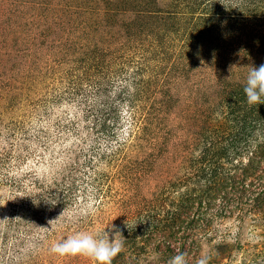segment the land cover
Wrapping results in <instances>:
<instances>
[{
  "label": "rangeland",
  "instance_id": "374dc122",
  "mask_svg": "<svg viewBox=\"0 0 264 264\" xmlns=\"http://www.w3.org/2000/svg\"><path fill=\"white\" fill-rule=\"evenodd\" d=\"M246 1L0 0V264H94L51 248L111 223L124 240L112 264H170L180 253L189 264L264 261V215L237 208L250 189L264 192L256 140L219 169L220 178L240 177L260 162L243 187L225 189L219 179L182 217L198 229L147 225L196 177L203 132L220 138L234 126H264V104L249 108L242 90L251 68L264 64V25L245 15ZM174 11L197 27L200 53L179 57L174 31L159 42ZM105 103L112 109L104 113ZM43 186L34 215L26 190ZM224 201L230 214L210 219ZM167 237L174 253L165 258Z\"/></svg>",
  "mask_w": 264,
  "mask_h": 264
},
{
  "label": "trees",
  "instance_id": "16d2710c",
  "mask_svg": "<svg viewBox=\"0 0 264 264\" xmlns=\"http://www.w3.org/2000/svg\"><path fill=\"white\" fill-rule=\"evenodd\" d=\"M174 3L175 2L170 1L169 7H173ZM244 6L245 7H243V9L247 12V13H245V15H251V18L254 22L253 25H264V0H248V2L246 1V3H244ZM167 11L170 13V15H173L172 10L167 9ZM177 14L178 13L174 11V15L176 16L177 20L174 22L172 21L171 28L167 27L166 31L161 30L159 32V34H158V36L160 35L159 42L163 43L164 41H168V40L170 41L172 39L171 33L174 31V32H176V34L178 33L177 35L180 36L182 41H183L182 42L183 43V45H182L183 49L180 50L179 57H181L182 59L185 55H189L192 57L193 54L200 53L199 50H197V52L196 51L193 52V49H194L193 46L194 45H192V44H195L197 42L198 37H199V36L195 35V31L197 32V30H196L197 27L194 26L193 24H190L191 18L189 21L183 20L182 17H177ZM170 15L167 14L168 18H171ZM206 19L208 20V17ZM184 21H186L188 23V25L186 24L185 26H182V23H184ZM208 22H209V20H208ZM181 29L183 31L179 35V32ZM199 34H200V32L198 30V35ZM144 36L148 41H150V42L152 41L148 35L144 34ZM142 39L144 41V38H142ZM150 44H152V42ZM152 47H153V44H152ZM163 50H166V49H163ZM243 80L246 81L245 79H243ZM110 86H112V84ZM100 87L102 88L100 90L104 91L105 93H107L108 91L111 90V89H107L105 87L104 82H102V86H101V84L99 85V88ZM107 97H108V95H107ZM128 100L135 102L136 100H139V98H137V97L135 98L133 92H129ZM130 101H128V102L132 103ZM106 103H105L104 107L103 106L98 107L104 113L108 112V110L112 109L111 105H108ZM96 105L99 106L100 104L97 103ZM257 106H259V105H257ZM249 108H255V107H252V105H251ZM132 117L134 119L135 116L133 115ZM259 127H260L261 131L257 135L256 131L258 130ZM227 132L228 133L225 136L220 137V138L218 137L216 131L213 133H212V130L210 133L209 132H203L204 136H202V139L200 140L201 146L203 148H202L201 154H199L200 156L198 157L199 162H200V166H199V170H198L196 177L191 178L190 181L188 182V184L184 185L183 191L176 194V197L179 198L178 201L173 202V207L171 209L167 210V212L162 217H159L156 214L154 216V212L151 214V216L147 220V225H150L152 230L154 229L155 231L160 230L162 232H166L167 230L169 231V228L173 229V228H176L178 225L177 229H179V230H177V231L182 230V232L185 234L186 233L189 234L190 232H193L195 229H198L196 227V224H194L192 222L193 220H186L185 224L183 225L182 221L185 220V218H182V217L184 215H189V211H190L191 206L194 202L197 203V205L198 204L201 205L203 202H205L206 199H209V198H207V196L213 195L212 192L215 191V189H213V188L217 184V181L219 179L221 181V184L224 185L225 189L227 186L230 187V185L232 186L235 184H240V186L243 187V185L246 183L245 182L246 177L248 175H251L254 172L251 170L259 167L260 162L257 161L255 166H252V163L249 164V167L243 166L241 169L243 171H242L240 177H237V176L233 177V176H231V174H229V176H227V177H223V178L219 177V174H220L219 169L221 168L222 164L226 160L227 161L225 163L230 164V162L232 161V158H230L232 152L234 153V151L237 148H239L240 145L241 146H244L242 144L248 145L251 142V140H256L258 148L261 149V152H264V126H254V125L253 126H246L245 124H243V126H234L233 130L230 129ZM217 159H219V160H217ZM238 168H239V166L236 167L235 174L238 173V170H237ZM189 183H190V185H189ZM192 184H195V185L198 184L197 188H194L192 186ZM43 189H44V186L39 188V191L34 190V189L30 190V188L28 190H26L27 199H28V208L30 210H32L31 212L34 215H36V213H37V210H34V208H33L35 202L36 203L37 202L42 203L43 199H42L41 195H43L44 193H47L46 189L42 193L41 191ZM243 191L245 193L246 190H243ZM250 191L253 194H250L247 198H245L244 196H240L241 200L240 201L238 200V204H240V206H238L237 208L241 209L242 206H245V208H246L245 211H249V212L253 211V209H257V211H260L264 215V192L259 191V190H256V192H254V190H252V189H250ZM158 194H159V192H158ZM221 199H223L222 196H221ZM191 201H192V203L188 204ZM227 205H228L227 201H224L223 206L219 208V210H220L219 213L213 214V216L210 219L214 220V219H217V217H219V216H221L222 218H226V216H228L230 214V212L232 211V210L230 211L227 208ZM204 206H206V204H204ZM236 206H237V204H236ZM200 220L203 221L202 218ZM208 223H213V222L211 220H208L207 224ZM147 229H149V228H147ZM134 230H135L134 228L133 229L131 228L130 232H132ZM152 230H151V233H153ZM165 242H166V245L168 244L166 246L168 250H167V252L166 251H160V253L162 254V257L167 258L168 256L173 255L172 253H174V252H172V249H170L171 244H169V243L171 242V239L167 237V240H165ZM200 247L201 246H199L198 249H201ZM180 249L183 250V246H181V247L179 246V252H180ZM198 249H197V252L199 251ZM197 257H199V256H197ZM162 259H164V258H162ZM195 259H196V257H195ZM260 261H261L260 264H264L263 260H260ZM187 263L189 264V262H187ZM239 263L240 264H257L255 262V259L246 260L245 258H243L242 260H239Z\"/></svg>",
  "mask_w": 264,
  "mask_h": 264
},
{
  "label": "clouds",
  "instance_id": "9594fccd",
  "mask_svg": "<svg viewBox=\"0 0 264 264\" xmlns=\"http://www.w3.org/2000/svg\"><path fill=\"white\" fill-rule=\"evenodd\" d=\"M243 91L249 105L264 104V64L251 68ZM47 202L55 205L51 201ZM122 237L120 230L111 223L95 233L77 232L55 243L51 252L58 255L86 256L94 261V264H112L113 258L123 249ZM170 264H187V261L184 254L180 253L171 259ZM199 264H205V261L201 260Z\"/></svg>",
  "mask_w": 264,
  "mask_h": 264
}]
</instances>
